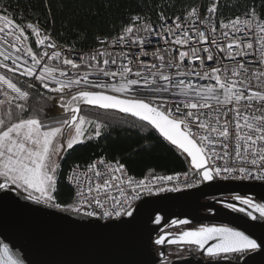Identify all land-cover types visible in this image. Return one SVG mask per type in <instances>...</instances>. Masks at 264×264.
Segmentation results:
<instances>
[{
	"label": "snow or ice",
	"instance_id": "1",
	"mask_svg": "<svg viewBox=\"0 0 264 264\" xmlns=\"http://www.w3.org/2000/svg\"><path fill=\"white\" fill-rule=\"evenodd\" d=\"M216 10L213 3L208 13L214 15ZM0 11L5 13L0 14V69L4 70L0 71V190L11 191L15 186L36 203L75 213L83 211L89 217L133 216L131 201L139 199L141 192L150 194L152 189L144 180L136 181L130 176L125 180V165L118 160L113 163L101 158L89 164L84 174L86 187L74 169L69 179L80 189L76 193L80 198L78 204L55 202L59 158L85 139L101 136L103 125L82 115V105L117 109L147 122L190 158L202 181L217 177L264 181V19L255 8L244 13L243 20L240 16L227 23L221 20L219 28L210 17H202L197 8H191L183 19L176 16L171 24L161 13L160 27L167 26V35L173 37L171 43L187 45L188 50L166 49L169 52L166 60L157 49L152 55L159 64L139 61L135 70L134 56L121 52L118 64L106 46L87 54L86 59L69 58L58 50L59 46L38 19L20 23L9 18L6 9ZM141 21L140 15L133 16L112 44L138 46L139 55L148 56L144 47L150 41L136 34L141 30L151 34L154 29L150 23L141 24ZM219 30H224L220 34L228 40L226 45L214 38ZM29 34L35 36L36 50L27 43ZM193 37L199 47L193 46ZM204 44L208 47H203ZM225 52L228 60L242 59L229 69L219 55ZM256 52H259L258 60L243 59ZM195 61L199 64L193 67ZM207 61L213 65L206 66ZM252 65L256 67L253 69ZM93 76L95 79L90 78ZM21 77L27 78L23 81L26 87L17 82ZM37 86L55 94L47 99L59 103L58 111L67 113L66 119L46 122L41 118L42 108L40 113H32L28 102L31 90ZM88 126L94 127L91 135H87ZM233 127L234 152L229 150ZM217 161H224V166H218ZM230 161H239L241 166H230ZM152 179L162 182L173 177L153 175ZM125 187L130 193H125ZM114 188L119 190V198L110 194ZM177 190L156 189L157 192ZM235 199L247 207L233 203L225 207L246 212L256 220L253 211L248 210L252 209L264 219V203L241 196ZM107 201L112 204L106 209ZM93 207L103 209L102 213L90 210ZM161 220L157 215L154 222L159 224ZM170 235H160L154 243L195 246L210 259L233 257L235 261L257 250L264 251V239L252 238L228 226H202L180 232L175 238H168ZM0 264H22V261L4 244L0 246Z\"/></svg>",
	"mask_w": 264,
	"mask_h": 264
},
{
	"label": "water",
	"instance_id": "2",
	"mask_svg": "<svg viewBox=\"0 0 264 264\" xmlns=\"http://www.w3.org/2000/svg\"><path fill=\"white\" fill-rule=\"evenodd\" d=\"M101 110L119 112L147 124L117 109ZM190 166L194 169L191 163ZM12 188L11 191L0 190V246L7 244L22 264H244V260L247 264H264V251L261 250L249 253L239 261L221 259L204 263L198 258L205 255L203 250H197L195 246L192 247L198 256L170 260L167 247L176 244L154 243L160 235L167 233L171 234L168 238H175L180 233L165 232L167 227L189 224H201L199 227L228 226L244 231L252 238L264 239V219L259 217V213L248 209L257 217L253 220L246 212L225 207L227 203L247 207L236 199L205 201L213 197L241 196L264 203L263 182L216 178L203 181V185L195 190L147 195L132 207V217L122 216L111 221L36 203ZM157 215L162 217L159 224L154 222ZM174 220H187L188 223L173 224ZM186 230L190 229L183 231ZM152 244L159 247L157 251ZM161 253L164 255L161 256Z\"/></svg>",
	"mask_w": 264,
	"mask_h": 264
},
{
	"label": "trees",
	"instance_id": "3",
	"mask_svg": "<svg viewBox=\"0 0 264 264\" xmlns=\"http://www.w3.org/2000/svg\"><path fill=\"white\" fill-rule=\"evenodd\" d=\"M215 3V19L244 15L252 8L264 19V0H0V4L18 21L37 19L53 39L76 50H89L97 39L113 37L140 15L145 21L157 23L163 13L170 19L183 16L191 7L200 5L203 12ZM33 114L41 113L42 120H61L67 113L58 111L59 103L31 90L29 99ZM82 115L100 122V137L85 139L67 150L57 172L55 202L71 204L72 189L65 175L73 164L87 163L98 156L120 161L133 176L165 175L192 169L181 150L162 138L149 125L119 112L81 106ZM87 135L94 131L88 126Z\"/></svg>",
	"mask_w": 264,
	"mask_h": 264
},
{
	"label": "built area",
	"instance_id": "4",
	"mask_svg": "<svg viewBox=\"0 0 264 264\" xmlns=\"http://www.w3.org/2000/svg\"><path fill=\"white\" fill-rule=\"evenodd\" d=\"M191 8H197L200 11L202 17H210L211 20L213 21V23H215L218 28H219V23H220L221 20H223L225 23H227L229 20L235 19V17H237V16H240L242 20L244 19V15H237V16H234V17H231V18H228V19L217 20V19H215L212 16V14H209L208 11L203 12L200 5L193 6ZM191 8L188 11H190ZM0 9H5V7L0 4ZM187 12L183 16H181L182 19L187 14ZM0 14H5V13L0 11ZM6 14L9 15V18H14L10 14L9 11H7ZM174 19H175V17L170 19L168 21V23L171 24L172 20H174ZM29 21L30 20H25V21H23L21 23H26V22H29ZM189 22H191V21H189ZM143 23H150V22H147V21H145L142 18L141 24H143ZM161 23H162L161 20H159L157 23H150L152 25V28L154 29V31L151 34L146 33L143 30L139 31L136 34V35H138L140 37L145 38L146 41H150V43L146 42L145 47H144V50L149 53L148 56H140L139 55L140 48L138 46H133V47L129 48V47H123L122 45H119V44H117V45H113L112 44L113 38L114 37H118L121 34L123 28L117 33L116 36L103 37V38L97 39L96 45L94 47H92L91 49H89V50H76V49L72 48L71 46L61 45V44L57 43L53 39V37L50 34V32L47 31V33L52 37L54 42L59 46L58 50H62L65 55L69 56V58L78 59L79 57H85V59H86L87 58V54L92 53L95 50H103L104 47L106 46L107 51L111 54L112 58H116L117 59V63L118 64L120 63V60H121V57H120V53L121 52L128 53L131 56H134L135 58L133 59V68L135 70V68H136V66H137L139 61H143L146 64H152V63L159 64V60L156 59L155 57H153V55H152V53L155 52L157 49L160 50L161 54L165 55L166 60L169 57V52H166L165 51L166 49L184 50V51L188 50L189 46H187V45L181 47V46L172 44L171 41L173 40V37L167 35V31H166L167 26H165V28H163V29L160 27ZM43 29H45V28H43ZM222 31H224V30H219L215 34L214 38L217 41L223 42L226 45L228 40L220 34ZM156 32H159L160 35L159 36L156 35ZM230 35H231V33H230ZM237 35H240V34L237 33ZM162 37H164V38H162ZM27 43H30L32 45L33 49L36 50L37 45L35 44V36H32L31 34H29V41H27ZM192 43H193V46H197V47L200 46V45L195 44V38L194 37H193V42ZM203 47H208V45L204 44ZM213 51L216 52V49H215L214 46H213ZM172 54H175V52H173ZM204 55H206V54H204ZM219 55H220V58L222 59L223 64L227 65L229 69L234 67L236 65V62L242 59L241 57H236V61L228 60V59H226V57L228 55L227 52H225L223 54H219ZM243 59H246V60H258L259 59V52H256L254 55L250 54L248 57H245ZM78 62H79V60H78ZM57 63H59V62H57ZM198 64H199V61H195L192 66L195 67V66H198ZM186 65H187V61L185 62V64L181 65V67L183 68ZM212 65H213L212 61H207L206 62V66H212ZM110 67L115 68L116 66H110ZM252 67L254 69L256 67V65H252ZM80 70L83 71L84 69L81 68ZM0 71H4V70L0 69ZM16 75L18 76V74H16ZM13 78L15 79V77H13ZM90 78L91 79H95L94 76L90 77ZM26 79L27 78L21 77L19 79V81H17V82L20 83L21 86L26 87V84L23 83V81H25ZM199 83H207V81H199ZM254 83H255V81H254ZM37 89H34V90H36V91H38V92H40V93H42V94H44L46 96H50V95L54 96L55 95V94L48 93V91L45 90V89L39 88V86H37ZM0 98H2V97H0ZM232 131H233V139L230 142V149L229 150L234 152V144H235V139H234L235 130H234V127H233ZM101 158H103L105 161H110V162L115 163L114 160H109V159L105 158L104 156H98V157H95L92 160L88 161L87 163L73 164L68 169V171H67V173L65 175V181L67 182V184L72 189L71 204H78V201L80 199L76 195L77 191H79L80 189L77 188V185H76V183L73 180L69 179V177H71L73 175L74 169H75V172H76V176L79 178L81 183L86 187L87 181L85 179V175L84 174H85V172L87 170V166L89 164H92L93 162L101 159ZM234 160H235V158L233 157V161ZM216 163H217L218 166H224V161H217ZM229 163H230V166H234V167L241 166V163L239 161H235L234 163L232 161H230ZM77 165H79L78 169L76 168ZM245 166H247V165H245ZM101 171H104V169L102 167H101ZM129 176L132 177L136 181L144 180L146 185H147V187L152 189V192L150 194L147 191L141 192L139 199L131 201L132 207L140 199H142L143 197H145L147 195H159V194H162V193H165V192H169V191L157 192L156 189L159 188V187H166L168 189L176 188V189H178L177 191H171V192H180V191L195 190V189L200 188L203 185V181L201 180L200 174L195 169H190V170H187V171H181V172L165 174V175H155V176H164V177L172 176L173 177V179L171 181H162V182L153 181V179H152L153 176H147V175H144V176H133V175H129L127 172H126V175H125V180ZM217 178L220 179V180H223V181H246V182H263L264 183V181H262V180H255V179H233V178L223 179L221 177H217ZM188 185H191V186L189 187ZM124 191H125V193H130V190L127 187L124 188ZM110 194L112 196H115V197L119 198V190L118 189L114 188L111 191ZM111 204H112L111 201L105 202V208L106 209L110 208ZM90 210H94L97 213H102V211H103V209H99V208H95V207H93V209H90ZM80 213L84 214L83 211L80 212ZM91 217L98 218V219H100L102 221H111V220H115V219L121 218L122 216L121 217L113 216V217L105 219V218L102 217V215L98 214L96 216H91Z\"/></svg>",
	"mask_w": 264,
	"mask_h": 264
},
{
	"label": "flooded vegetation",
	"instance_id": "5",
	"mask_svg": "<svg viewBox=\"0 0 264 264\" xmlns=\"http://www.w3.org/2000/svg\"><path fill=\"white\" fill-rule=\"evenodd\" d=\"M216 199H235L234 196H225V197H213L206 199L205 201H210V200H216ZM221 205V204H218ZM201 224H189V225H181V226H169L166 229H164L165 232H171V233H178L183 231L184 229H196L200 226ZM154 248V251H157L159 247L155 246L154 244L151 245ZM168 253L167 256L170 260L176 259L179 257H193V256H198V252L193 248L192 246L189 245H172L168 246ZM199 260L201 262L207 263L210 261L214 260H221V259H210L205 255H199ZM229 259L234 260L233 257H229ZM161 264V263H160Z\"/></svg>",
	"mask_w": 264,
	"mask_h": 264
},
{
	"label": "rangeland",
	"instance_id": "6",
	"mask_svg": "<svg viewBox=\"0 0 264 264\" xmlns=\"http://www.w3.org/2000/svg\"><path fill=\"white\" fill-rule=\"evenodd\" d=\"M67 115H68V114H67ZM67 115H62L63 117L61 118V120L66 119V118H67ZM66 152H67V151H65L64 155H63L62 157L59 158V163H60V164H61V160H62V158L65 156ZM0 182H2V178H0ZM13 187H14V186H13ZM19 191H21L22 193H24V194L27 195V193L23 192L22 189H19Z\"/></svg>",
	"mask_w": 264,
	"mask_h": 264
},
{
	"label": "crops",
	"instance_id": "7",
	"mask_svg": "<svg viewBox=\"0 0 264 264\" xmlns=\"http://www.w3.org/2000/svg\"><path fill=\"white\" fill-rule=\"evenodd\" d=\"M15 187V186H14Z\"/></svg>",
	"mask_w": 264,
	"mask_h": 264
}]
</instances>
